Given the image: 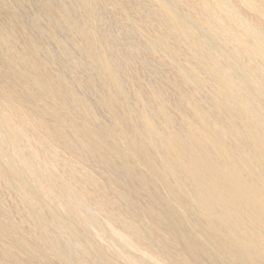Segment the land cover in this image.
Listing matches in <instances>:
<instances>
[{
    "label": "bare ground",
    "instance_id": "obj_1",
    "mask_svg": "<svg viewBox=\"0 0 264 264\" xmlns=\"http://www.w3.org/2000/svg\"><path fill=\"white\" fill-rule=\"evenodd\" d=\"M0 264H264V0H0Z\"/></svg>",
    "mask_w": 264,
    "mask_h": 264
}]
</instances>
